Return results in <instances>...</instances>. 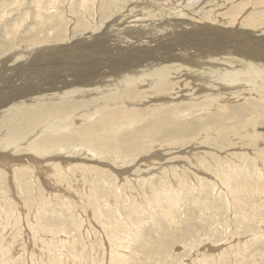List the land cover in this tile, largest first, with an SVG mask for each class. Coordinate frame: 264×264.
Instances as JSON below:
<instances>
[{"label": "rangeland", "instance_id": "rangeland-1", "mask_svg": "<svg viewBox=\"0 0 264 264\" xmlns=\"http://www.w3.org/2000/svg\"><path fill=\"white\" fill-rule=\"evenodd\" d=\"M104 1L105 3L103 5ZM118 1L0 0V58L3 57L6 51L15 53L8 62L9 64L7 63L5 67L0 62V81L2 80L0 82V103L2 102L0 104V122L11 112L17 110V108L19 110H28L32 104L40 103V101L50 106L51 104L60 105L66 100L69 101L72 99V96L76 100H82L86 95L85 99L93 98V89L87 86L65 87L66 89L64 88L56 92L55 90L47 91L48 88L52 87L50 85L53 80H57L63 74L67 76L66 74L68 73H86V71H89L88 67L93 64L91 62L92 59L103 61V65L109 63L107 66L109 70L113 66L124 65V67H129L131 64L129 70L131 71L134 69L140 70L144 64L158 62L155 60H158L160 56L169 55L167 52L172 54L180 49V52H178L181 56L182 51H196L194 50V45L191 46L187 42H182L183 34L187 35L190 33L188 32L189 25H181V23H176L175 21H167L176 19L179 21L178 16L189 18V21L192 20L183 11V7L186 11L189 8L190 12L197 16L200 12H203V14L211 13L214 15L211 18L213 21H209L208 17L203 20L205 22H211L214 25L218 24V26H222L223 24L225 27L232 26L236 29L248 28L241 23H238V25L233 23L231 18L232 9L230 7L236 2L234 0H195V2L194 0H175L177 2L179 1L178 5H183L182 10L174 9L163 0ZM244 1L241 4H237V2L234 4V7L239 8L242 4L247 3L246 7L248 9L244 8V13H242L244 17L247 14L245 12L256 14L259 10L264 9V5L262 4L261 6L259 5L260 7L257 6V8H254V0ZM195 4H200L195 9L197 12L191 10ZM204 8L208 9L205 10ZM109 9H111V12H109ZM152 11L154 12L152 13ZM133 12L135 13L134 16ZM82 13L85 14L83 15ZM112 14L113 16H111ZM195 17L192 18L199 20L198 22L200 23L201 20ZM151 18H154L152 19L153 21ZM247 18H250L249 15ZM69 20L70 22H68ZM119 20L123 21L120 22ZM195 20L194 23L196 24ZM218 20H220V23ZM241 20L244 21L243 18ZM75 21L76 24H74ZM138 21H141V23ZM259 22L260 24L258 26H251L252 28L249 27V29H252L254 32L263 29L262 26H264V23ZM108 23L109 26L107 28L109 29L104 33L103 31ZM83 24L85 25L83 26ZM147 25H151L150 27L153 28H149V30L151 29L150 32L146 31L148 29H144L147 28ZM131 27L135 28L132 29ZM91 28L93 32L88 33L92 30ZM124 29L128 30V32H125ZM155 29L156 31H154ZM173 30L174 32H172ZM170 31L171 33H169ZM65 32L68 34V37L72 36L70 37L71 39L67 38ZM151 32L152 34H150ZM260 32L264 33V31ZM110 33L113 35L111 36ZM140 33L141 35H139ZM73 35L76 36L74 37ZM76 37H82V40L78 41ZM41 39L43 40L41 41ZM224 39L228 43L229 40L226 36L218 34V37H211L212 41L214 40L219 43H223ZM119 40L124 42L121 43ZM67 41L69 42L67 43ZM72 41H75L74 43L76 44L73 43L69 47L64 46V48L59 47L61 50L56 47L67 45ZM104 41H107L109 44L107 42L104 43ZM31 42L33 43L31 44ZM54 42H56L55 45ZM79 43L82 44L80 45ZM181 43H184L183 48L185 50L181 49ZM35 45L41 46V48L33 51L24 50L25 46L33 47ZM169 45L172 47H169ZM82 47L85 48L82 49ZM90 47H95L93 51H99V54L97 52L88 53ZM71 49L72 51H69ZM75 49L81 52H76ZM253 49H250V51H253ZM226 50L229 49L226 48ZM254 50L252 52L253 54L261 51V48L257 49L255 47ZM109 52H113L114 54H110ZM252 53L251 55L253 56ZM139 54H142L141 58H143V61ZM247 56L244 57L237 54L235 56L237 61H235L238 63L242 61L239 64L234 63L235 61L230 64L225 60L218 61L219 66L223 67V74L226 72V67L224 66L232 67L235 65L234 67L238 69L242 68V70L245 68L243 71H247L249 63L247 61L246 63L245 60L238 59H247L248 57L247 60L254 59L250 55ZM47 58L50 59L48 62ZM125 64L128 65L125 66ZM206 66L208 67V65H204V68ZM121 68L123 66L119 67V69ZM152 68L150 69H155V67ZM41 70L44 71L42 72ZM9 71L11 72L8 74ZM35 72L39 73L36 74ZM193 74L194 76H198V78L190 86L196 88L195 85H197L199 88L203 87L206 90L202 93L199 92L197 95H200V93L209 94L211 93L209 90L213 87L220 92L218 95H215L219 97L218 99H225V102H222L220 108L224 105H233L238 101L250 100L255 98V96H259L257 95L260 92L259 89L256 88L254 90V85L251 83L242 81L235 84H228L223 82V79H220L218 75L211 76L213 73H202L201 71L200 73H191L189 76ZM122 80L120 79L118 82L121 81L120 83H123L124 81L122 82ZM27 82L32 84L30 86H38L39 83L46 82H49V84L47 87L44 86L47 89H44L43 94L36 95L30 102L22 100V103L11 105L13 103L10 102L11 98L21 90V85L28 84ZM203 82L205 83L203 84ZM244 84L249 87L239 88L237 86ZM12 85L13 87H11ZM216 85L221 88L225 86L227 90L221 92V88L219 89ZM184 86L185 88L180 94L166 96V101L158 102V105L167 106L168 104H172V101L174 103L182 102L183 99L181 98H183V95H188L187 91L191 89L189 85L184 84ZM236 86L238 89L235 88ZM113 87L108 86V88L103 89L107 90ZM228 87H233L234 89L229 90ZM73 88H76V90L77 88L81 89V91L75 93L76 95L71 93V97L64 96V93H66L64 91H68L67 93L69 94ZM79 94L81 95L79 96ZM59 95H63V98H59ZM227 95L231 96V98H228ZM150 96L157 97L154 93ZM3 97H5L6 101L4 99V101L2 100ZM59 99L62 101H59ZM37 100L39 101L37 102ZM146 100L147 97H137L133 100L128 98L120 99L116 102H119V104L122 103L120 104L121 106L114 107L112 105H115L116 102H112V105L107 108H137L138 106L145 108L153 105V102ZM145 101L148 103H145ZM98 104L92 103V106L89 105L84 109L75 110L73 113L72 111H64L57 114L52 113L49 116H45L46 118L40 117L39 124L35 126V129L28 131L26 137L20 139L21 141L18 140V142L10 146L7 144L8 147L5 144L3 146L4 148L0 146V154L10 156L8 161H11L7 167L0 165V175L2 177V179L0 177V264H264V162H261L264 159H260L261 155L259 154V157L255 156V150L248 146V144H245V146L243 144L234 145L227 140L224 143L215 142L212 145L208 144L210 146L208 149L204 145H201L199 139L196 138L195 140L197 141H186L185 144L174 146L171 143L174 139L178 138V135L171 137L168 135L166 137L162 133L157 135L158 141H161L162 138L163 141L166 138L168 140L165 142H157L159 144L150 152L139 155L133 160L130 157L118 158L111 154L98 155L90 148L85 147V144L81 146L82 142L77 141L79 143H76V139L74 140V138L69 139L70 141L67 140L68 142H63L62 146L64 148L58 146L53 152H46L47 149H36L33 146L40 135L53 134L56 136L54 134L55 129H60L59 133L62 135L64 132L68 134L70 130L74 131L77 128L84 127V124L98 118L100 114L95 115L92 112V108ZM103 111L104 108L100 110V113ZM65 113H67L66 116ZM57 115L59 119H57ZM54 117L56 118L54 119ZM72 121L76 126L74 123H71ZM44 123H50L48 125V127L51 125L49 131L45 130L43 132L44 129L48 128L42 127L45 125ZM73 127H75L74 130L71 129ZM1 131H4V129L0 130V134L2 133ZM59 133L57 134L60 135ZM193 136H197V132L183 136L182 139L192 140L191 138ZM226 139L227 137H224V139L220 138L219 141L221 142ZM64 143L67 147L64 146ZM65 148L68 149L66 150ZM9 149H12V152H9ZM16 149L18 155L15 154ZM210 149L216 155L211 164L208 161L204 163L199 161L198 159L203 158L205 152H207L206 154L212 152ZM11 153H13L12 156ZM152 154L153 156H151ZM32 155L35 162L38 163L36 169H34L32 162H21L15 159L21 156ZM12 157H14V161L10 160L13 159ZM161 158L164 160H160ZM52 159L55 161L53 160L52 162ZM29 164H32L31 166H33L32 168L34 170ZM90 164L93 166L91 167ZM89 168L94 172L89 171ZM37 170H42L43 173L37 175ZM5 171L8 176H5ZM43 176L48 179V182L43 181ZM9 177H12V179L10 180Z\"/></svg>", "mask_w": 264, "mask_h": 264}, {"label": "bare ground", "instance_id": "bare-ground-1", "mask_svg": "<svg viewBox=\"0 0 264 264\" xmlns=\"http://www.w3.org/2000/svg\"><path fill=\"white\" fill-rule=\"evenodd\" d=\"M99 1V0H98ZM111 1V0H110ZM116 1V0H115ZM118 1V0H117ZM165 1L168 5L172 6L174 9H179L182 10V6L178 5L179 1H175V0H163ZM189 1V0H188ZM187 1V2H188ZM228 1V0H227ZM237 2V4H241L242 2H245L244 0H234V2ZM248 1V0H247ZM254 8H257V6H261L264 5V0H254ZM101 2V1H100ZM113 2V0H112ZM119 2V1H118ZM152 2V1H151ZM195 2V0H194ZM193 2V3H194ZM198 2V1H197ZM220 2V1H219ZM222 2V1H221ZM233 2V3H234ZM235 2V3H236ZM105 1L103 2L104 5ZM115 3V2H114ZM210 3V2H208ZM215 3V2H214ZM231 3V2H230ZM234 3V4H235ZM109 4V2H108ZM111 4V3H110ZM130 4V3H128ZM151 4V3H150ZM149 4V6H150ZM216 4V3H215ZM234 4L231 5L232 7H230L232 9V20L233 23H236L238 25V23H241L245 26H247L248 28H244L243 29H239V28H233L231 25V27H225L223 26H218L211 24V22H205L203 19L204 18H209V21H211L212 17L214 15H212L211 13H204L200 12V14L194 15L192 12H190V9L188 8L187 11L184 9L183 7V11H185V13L190 16V20L189 18L187 19L186 17H181L178 16V19L176 20H166L167 21H172V22H176V23H181V25H189V31L190 33H188L187 35L183 34V41L182 42H187L189 45H194L196 51H182L181 52V56L179 55L180 49L177 52H173L172 49V54H170V52H167V54L169 53V55L166 56H160V58L155 61L158 62H151V63H147V64H141L143 65V68H140V70H130L131 68V64L129 65V67H124V65H119V66H113L112 68L107 67L108 64L103 65V61L101 60H91V62L93 63L92 66L88 67L89 71H86V73H78V72H73V73H68L66 74L67 76H64V74L62 75V77L58 78L57 80H53L54 84L51 83L50 88H45L47 87V85L49 84V82L46 83H39L38 86H30L32 85L30 82H27L28 84H23L21 85L20 89L17 93H15V95L11 98L10 102H13L11 105H15L17 103H22V100L25 101H29L34 99V97H36V95L38 94H43L44 89L48 90H63L65 87H78V86H87L93 89V98H89L90 99H85L84 96H82L84 99L82 100H76L73 98L69 100L68 97H71L70 94L71 93H78L81 91V89L76 90V88L71 89L69 94L67 93L68 91H64L66 93H64V96H68L67 99L69 101H67L65 98V102L58 105V104H51L53 106H48L45 105L44 103H37V104H30L31 108L30 109H26V110H19L17 108V110H14V112H11L6 118H2L3 120L0 122V130L4 129V131H1L2 133L0 134V146L1 148H4L3 146L6 144H8L9 146L14 144L15 142L21 141L20 139H22L23 137L25 138L26 135L28 134V131L35 129V126L39 124L40 122V117H45V116H49L52 113H59V112H64V111H75L78 109H84L85 107H88L89 105L92 106V103H99L98 105L94 106L92 108V112L97 115L100 114V116L96 119L91 120L90 122L84 124V127H80L74 130L75 127L71 128L74 131H71L72 133H68L65 134L63 133L60 134V129H55L54 130V134H50V135H40L39 139L34 142V147L36 149L38 148H43V149H47V151H52L55 150L56 147L58 146H62V143L74 138V140L76 139V143L82 142V145H86L85 147L90 148L93 152H95L96 154L100 155H107V154H111L114 155L115 157L121 158V157H130L131 160H133L134 158H136L139 155L145 154L150 152L153 148H155V146L159 143L157 142H165L166 140H168L167 138L163 141L161 139V141H158L159 139L157 138L158 134H162L164 133L166 135V137L169 135L171 136H175L178 135V138L174 139L172 141V145L177 146L180 144H185L186 141L192 142V141H197L195 140L196 138L199 139V143H201V145H204L206 148L209 149V145L214 144L215 142H219V143H224L227 142V140H229V142H231L234 145L237 144H243L245 146V144H248V146L252 147L255 152L254 155L255 156H260V159L262 158V160L264 159V33L260 32V31H264V26H262L263 29H260V31L254 32L251 26H258L260 24L259 21H261L262 23H264V9L263 10H259L258 8V12L256 14L253 13H247L246 16L244 17V8H247L246 5L247 3L242 4L239 8L234 7ZM114 5V4H113ZM152 5V4H151ZM200 4H195L193 5V9L191 10H195L197 9V7H199ZM218 5V4H217ZM229 5V6H230ZM97 6V5H96ZM108 6V5H107ZM110 6V5H109ZM146 6V5H145ZM154 6V4H153ZM250 6V5H249ZM259 6V7H260ZM111 7V6H110ZM141 7V6H139ZM144 7V6H143ZM147 7V6H146ZM157 7V6H156ZM251 7V6H250ZM253 7V6H252ZM263 7V6H262ZM261 7V8H262ZM117 8V7H116ZM126 8V7H125ZM135 8V7H134ZM167 8H169L167 6ZM99 9V8H98ZM123 9V8H122ZM143 9V8H142ZM145 9V7H144ZM158 9V8H157ZM205 9V8H204ZM208 8H206L205 10H207ZM248 9V8H247ZM253 9V8H252ZM106 10V9H105ZM111 9H109V12ZM129 10V9H128ZM131 10V8H130ZM138 10V9H137ZM141 10V9H139ZM189 10V11H188ZM202 10V9H201ZM200 10V11H201ZM214 10V9H213ZM225 10V8H224ZM230 10V9H229ZM113 11V10H112ZM123 11V10H122ZM147 11V10H146ZM211 11V10H210ZM216 11V10H214ZM226 11V10H225ZM224 11V12H225ZM108 12V11H107ZM118 12V10H117ZM121 12V11H120ZM127 12V11H126ZM125 12V13H126ZM130 12V11H129ZM139 12V11H138ZM149 12V11H148ZM154 11H152L153 13ZM164 12V11H163ZM195 12H197L195 10ZM227 12V11H226ZM146 13V12H145ZM144 13V15H145ZM151 13V14H152ZM157 13V11H156ZM161 13V12H160ZM170 13V12H169ZM217 13V12H216ZM219 13V12H218ZM223 13V12H222ZM231 13V11H230ZM259 13V14H258ZM83 14V13H82ZM85 14V13H84ZM83 14V15H84ZM114 14V13H113ZM113 14L111 16H113ZM128 15V13H126ZM125 14V15H126ZM132 14V13H130ZM134 12H133V16H134ZM141 14H143L141 12ZM150 14V13H149ZM155 14V13H154ZM158 14V13H157ZM215 14V13H213ZM220 14V13H219ZM219 14H215V15H219ZM105 15V14H104ZM108 15V14H107ZM116 15V14H115ZM126 15V16H127ZM148 15V14H146ZM156 15V14H155ZM168 15V14H167ZM176 15V14H175ZM181 15V14H180ZM221 15V14H220ZM228 15V14H226ZM229 15V16H231ZM242 15V16H241ZM249 15L250 18H247ZM103 16V15H101ZM125 16V17H126ZM131 16V17H133ZM153 16V15H152ZM159 16V15H158ZM161 16V15H160ZM186 16V15H185ZM196 16V17H195ZM117 17V16H116ZM130 17V16H129ZM149 17V16H148ZM154 17V16H153ZM162 17V16H161ZM195 17L197 19H200V23L198 22L199 20H195ZM216 17V16H215ZM239 17V18H238ZM88 18V17H87ZM92 18V17H91ZM103 18V17H102ZM106 18V17H105ZM138 18V17H137ZM155 18V17H154ZM154 18H151L154 19ZM157 18V16H156ZM220 18V17H217ZM222 18V17H221ZM224 18V17H223ZM230 18V17H229ZM241 18L244 19V21L241 20ZM70 19V18H69ZM95 19V18H94ZM98 19V18H97ZM107 19V18H106ZM111 19V18H110ZM146 19V17H145ZM161 19V18H159ZM170 19V18H169ZM71 20V19H70ZM70 20L68 22H70ZM100 20V19H98ZM130 20V19H128ZM150 20V19H149ZM194 20L196 21V24L194 23ZM208 20V19H207ZM85 21V20H84ZM97 21V20H96ZM116 21V20H115ZM120 21V20H119ZM123 20H121L120 22H122ZM125 21V20H124ZM127 21V20H126ZM145 21V20H143ZM153 21V20H152ZM151 21V22H152ZM163 21V20H162ZM213 21V20H212ZM220 23V20H218ZM225 21V19H224ZM56 22V21H55ZM74 22V21H73ZM102 22V21H101ZM111 22V21H110ZM132 22V21H131ZM134 22V20H133ZM139 22V21H138ZM171 22V24H172ZM217 22V19H216ZM227 22V20L225 21ZM57 23V22H56ZM80 23V21H79ZM90 23V22H89ZM128 23H130V21H128ZM141 23V21L139 22ZM223 23V22H222ZM76 24V21L75 23ZM133 24V23H132ZM167 24V23H166ZM170 24V23H169ZM47 25V24H46ZM60 25V24H59ZM70 25V24H69ZM85 24H83L84 26ZM92 25V24H90ZM100 25V24H99ZM135 25V22H134ZM133 25V26H134ZM138 25V24H136ZM143 25V24H142ZM141 25V27H142ZM225 25V23H224ZM227 25V24H226ZM54 26V25H52ZM56 26V25H55ZM73 26V24H72ZM105 26V25H104ZM109 26V23L106 25V28L104 29V33L106 32L107 28ZM151 26V25H150ZM150 26H146L147 28L144 29H148L146 31H149V28H152ZM158 26V25H157ZM160 26V25H159ZM169 26V25H168ZM60 27V26H59ZM58 27V28H59ZM80 27V26H79ZM92 27V26H91ZM164 27V26H163ZM171 27V26H170ZM176 27V26H175ZM40 28V27H39ZM57 28V29H58ZM69 28V27H68ZM67 28V29H68ZM93 28V27H92ZM91 28V29H92ZM132 28V27H131ZM135 28V27H133ZM132 28V29H133ZM140 28V27H137ZM185 28V27H184ZM53 29V28H52ZM65 29V30H67ZM90 29V28H89ZM94 29V28H93ZM92 30H88V33H92ZM142 29V28H141ZM143 29V30H144ZM153 29V28H152ZM158 29V27H157ZM188 29V28H186ZM22 30V29H21ZM64 30V31H65ZM125 30V29H124ZM170 30V29H169ZM176 30V29H175ZM183 30V29H182ZM48 31V30H47ZM52 31V30H51ZM128 32V30H125V32ZM156 31V29L154 30ZM164 32V30H162ZM33 32V31H32ZM67 32V31H66ZM65 32V33H66ZM82 32V31H81ZM108 32V31H107ZM140 32V31H139ZM143 32V31H141ZM153 32V31H152ZM152 32L150 34H152ZM160 32V31H159ZM166 32V31H165ZM168 32V29H167ZM166 32V33H167ZM174 32V30L172 31ZM177 32V31H175ZM186 32V31H185ZM20 33V32H19ZM49 33V32H48ZM52 33V32H51ZM55 33V32H54ZM57 33V32H56ZM61 33V32H60ZM74 33V32H73ZM99 33V32H98ZM101 33V32H100ZM103 33V34H104ZM118 33V32H117ZM144 33V32H143ZM142 33V34H143ZM148 33V32H146ZM162 33V32H161ZM171 33V31L169 32ZM180 33V32H179ZM72 34V33H71ZM76 34V33H75ZM82 34V33H81ZM116 34V33H115ZM119 34V33H118ZM123 34V33H122ZM155 34V33H153ZM218 34H220L221 36H226L227 39L229 40L228 43L227 41L224 42L222 40L223 43H219L216 41H212L211 37L212 36H216L218 37ZM67 38L71 39L68 34L66 33ZM84 35V33H83ZM89 35V34H87ZM100 35V34H99ZM109 35V34H108ZM110 35L112 36L113 34L110 33ZM121 35V32H120ZM141 35V33L139 34ZM146 35V34H145ZM149 35V34H148ZM159 35V34H156ZM161 35V34H160ZM164 35V34H163ZM174 35V34H173ZM182 35V34H181ZM74 36V35H73ZM76 36V35H75ZM74 36V37H75ZM101 36V35H100ZM99 36V37H100ZM103 36V35H102ZM123 36V35H122ZM162 36V35H161ZM178 36V35H177ZM105 37V36H104ZM127 37V35H126ZM129 37V36H128ZM131 37V36H130ZM142 37V36H140ZM155 37V35H154ZM51 38V37H50ZM66 38V36H65ZM78 38V39H77ZM87 38V37H86ZM89 38V37H88ZM125 38V37H124ZM135 38V37H134ZM148 38V37H147ZM164 38V37H163ZM178 38V37H177ZM225 38V37H224ZM61 39V38H60ZM73 39V38H72ZM76 39L78 41L82 40V37H76ZM117 39V38H116ZM165 39V38H164ZM179 39V38H178ZM43 39H41L42 41ZM48 40V38H47ZM50 40V39H49ZM57 40H59L57 38ZM63 40V39H62ZM65 40V39H64ZM87 40V39H86ZM111 40V39H110ZM125 40V39H124ZM129 40V39H128ZM139 40V39H137ZM158 40V39H157ZM161 40V39H160ZM182 40V39H181ZM40 41V40H39ZM46 41V39H45ZM44 41V42H45ZM51 41V40H50ZM70 41V40H69ZM67 41V43L69 42ZM77 41V42H78ZM84 41V40H83ZM103 41V40H102ZM116 41V40H115ZM118 41V40H117ZM120 41V40H119ZM142 41V40H141ZM144 41V40H143ZM153 41V40H152ZM173 41V40H172ZM177 41V40H176ZM64 42V41H63ZM75 41H72L71 43L67 44V45H61L62 46H56L57 48L59 47H63L64 46H70V44H73ZM85 42V41H84ZM107 41H104V43ZM121 42V41H120ZM119 42V43H120ZM124 42V41H122ZM121 42V43H122ZM137 42V41H136ZM151 42V41H150ZM167 42V41H166ZM175 42V41H174ZM1 43V42H0ZM33 42H31L32 44ZM43 43V42H42ZM49 43V42H48ZM51 43V42H50ZM56 42H54L55 45ZM60 43V42H59ZM92 43V42H91ZM108 43V42H107ZM162 43V42H161ZM173 43V42H172ZM180 43V42H179ZM249 43V44H248ZM254 43V46H253ZM36 44V43H34ZM52 44V43H51ZM76 44V43H74ZM80 45L82 43H79ZM97 44V43H95ZM101 44V43H100ZM109 44V43H108ZM154 44V42H153ZM160 44V43H159ZM163 44V43H162ZM177 44V43H175ZM173 44V45H175ZM181 49L185 50L184 47V43H181ZM252 44V45H251ZM38 45V44H37ZM25 46L24 50L28 51V50H39L41 48V46ZM57 45H59L57 43ZM85 45V44H84ZM88 45V44H86ZM98 45V44H97ZM187 45V44H186ZM20 46V45H19ZM18 46V48H19ZM22 46V45H21ZM99 46V45H98ZM146 46V45H145ZM162 46V45H161ZM164 46V45H163ZM108 47V46H106ZM127 47V46H126ZM142 47V46H141ZM169 47H172L171 45H169ZM176 47V46H175ZM187 47V46H186ZM185 47V48H186ZM255 47H257V49L261 48V51H257L256 53H252L255 50ZM259 47V48H258ZM52 48V47H49ZM77 48V47H76ZM85 47H82V49ZM86 48H88L86 46ZM98 48V47H97ZM123 48V47H122ZM167 48V47H166ZM175 48V49H177ZM229 49V50H226ZM254 48V49H253ZM48 49V48H47ZM61 50V48H59ZM104 49V48H103ZM119 49V48H118ZM117 49V50H118ZM149 49V48H147ZM152 49V48H151ZM158 49V48H156ZM163 49V48H162ZM193 49V48H192ZM250 49H253V51H250ZM16 50V49H15ZM63 50V49H62ZM67 50V49H64ZM74 50V47H73ZM90 51H88V53H93V52H97L99 54V51H93L95 50V47H90L89 48ZM128 50V49H127ZM150 50V49H149ZM153 50V49H152ZM167 50V49H166ZM169 50V49H168ZM14 51V49H13ZM69 51H72L69 50ZM76 51V49H75ZM80 51V50H78ZM76 51V52H78ZM107 51V50H106ZM113 51V48H112ZM116 51V50H115ZM121 51V50H120ZM133 51V50H132ZM154 51V50H153ZM156 51V50H155ZM171 51V50H170ZM176 51V50H175ZM4 52V51H3ZM7 52V53H6ZM3 55L2 58H0V62L4 65V67L6 66V64L12 59V57L15 55V53H10L9 51H6ZM39 52V51H38ZM57 52V51H55ZM81 52V51H80ZM114 52V51H113ZM112 52V53H113ZM117 52V51H116ZM115 52V54H116ZM163 52V51H162ZM62 53V52H61ZM72 53V52H70ZM87 53V54H88ZM110 53V52H109ZM110 53V54H112ZM148 53V52H147ZM161 53V52H160ZM251 53L253 54V56L251 55ZM77 54V53H76ZM81 54V53H80ZM105 54V53H104ZM114 54V53H113ZM237 54L246 57L247 55L252 56L254 59L252 60H247V59H243V58H238L239 60H245V62L247 61L248 64V69L247 71H243L242 68L238 69L236 67H234L235 65H233L232 67L229 66H224L225 68V73L223 74V67L219 66V62L221 60H225L227 62L232 63L235 60L237 61V58L235 57ZM45 55V54H44ZM100 55H102L100 53ZM140 55V54H139ZM158 55V54H157ZM183 55V56H182ZM188 55V56H186ZM22 56V54H21ZM62 56V55H61ZM69 56V55H68ZM142 54L140 55L141 58ZM151 56V55H150ZM159 56V55H158ZM221 56V57H218ZM47 57V56H46ZM71 57V56H70ZM76 57V56H73ZM80 57V56H79ZM132 57V56H131ZM134 57V56H133ZM66 58V57H64ZM72 58V57H71ZM123 58V57H122ZM158 58V57H157ZM166 58V60H165ZM24 59V58H23ZM73 59V58H72ZM81 59V58H80ZM105 59V58H104ZM103 59V60H104ZM108 59V58H107ZM117 59V58H116ZM119 59V57H118ZM143 61V58H141ZM140 59V60H141ZM216 59V60H214ZM34 60V59H33ZM50 59L47 58V62ZM56 60V59H55ZM62 60V59H61ZM71 60V59H69ZM75 60V59H73ZM83 60V59H82ZM131 60V59H130ZM138 60V59H137ZM139 60V61H140ZM255 60V61H254ZM261 60V62H260ZM76 61V60H75ZM107 61V60H106ZM110 61V59H109ZM147 61V60H146ZM234 62V63H238V62ZM251 61V62H249ZM34 63V61H32ZM51 62V61H50ZM80 62V61H79ZM85 62V61H84ZM87 62V61H86ZM114 62V61H113ZM119 62V61H118ZM131 62V61H130ZM128 62V63H130ZM150 62V61H149ZM242 63V61H240ZM239 62V63H240ZM246 62V63H247ZM0 63V64H1ZM11 63V62H10ZM15 63V62H14ZM45 63V62H44ZM69 63V62H68ZM72 63V62H71ZM105 63V62H104ZM116 63V62H115ZM233 63V64H234ZM238 63V64H239ZM9 64V63H8ZM29 64V63H28ZM66 64V63H64ZM91 64V63H89ZM134 64V63H133ZM132 64V65H133ZM164 64V65H163ZM53 65V64H52ZM70 65V64H69ZM77 65V64H75ZM113 65V64H112ZM128 64H125V66H127ZM204 65H208V67L206 66L204 68ZM247 65V64H246ZM24 66V65H23ZM36 66V65H33ZM32 66V67H33ZM56 66V65H55ZM67 66V65H66ZM121 69H119V67H122ZM8 67V66H7ZM136 67V66H135ZM142 67V66H140ZM155 67L154 70H152ZM57 69V67H55ZM152 68V69H150ZM195 68V69H194ZM219 70H218V69ZM2 69V68H1ZM8 70V69H7ZM15 70V69H13ZM52 70V69H51ZM4 71V69H3ZM42 71V70H41ZM40 71V72H41ZM44 71V70H43ZM42 71V72H43ZM76 71V70H75ZM202 73H207L209 72L210 74L213 73L211 76L213 75H218L220 77V79H223V82L228 83V84H235V83H239L242 81H245L247 83H251L254 88V90L259 89V96H255V98H252L250 100L246 99V100H242V101H238L236 104L233 105H222V102H225V99H218L219 97H216L215 95L218 93H220L216 88V91L213 88H211L209 91H211V93H207V94H201L203 91H206L202 88H199V86L195 85L196 88L194 86H190L193 85L192 82H194L195 80H197L198 76H194V74L192 76H189V74L191 73H196V72H201ZM250 71V72H248ZM11 71L8 72V74ZM16 72V71H15ZM14 72V73H15ZM222 72V73H221ZM7 73V72H5ZM23 73V72H22ZM31 73V72H30ZM29 73V75H30ZM34 73V72H33ZM32 73V74H33ZM36 73V72H35ZM39 73V72H38ZM36 73V74H38ZM45 73V72H44ZM17 74V72H16ZM26 75V74H25ZM35 75V74H34ZM47 75V74H45ZM200 75V74H199ZM11 76V75H10ZM44 76V75H43ZM55 76V75H54ZM31 77V76H30ZM7 78V76H6ZM46 78V77H45ZM53 78V77H50ZM215 78V77H214ZM18 79V78H17ZM22 79V78H21ZM32 79V77H31ZM39 79V78H38ZM120 79H123L122 82L120 83L118 82ZM201 79V78H200ZM215 79H218L217 77ZM214 79V80H215ZM11 80V79H10ZM9 80V81H10ZM51 80V81H52ZM2 81V80H1ZM0 81V82H1ZM220 82V80H218ZM217 81V83H218ZM233 81V82H231ZM41 82V81H39ZM244 82V83H245ZM13 83V82H12ZM25 83V81H24ZM30 83V84H29ZM182 83V84H180ZM205 82H203L204 84ZM216 83V82H215ZM214 83V84H215ZM11 84V83H10ZM19 84V83H18ZM185 85H189L191 89H189L187 92L188 95H183V101L182 102H175L172 101V104H168L167 106H161L158 105V102L160 103L161 101H166V96H170V95H176V94H180L181 91L184 90ZM14 85V84H13ZM13 85L11 87H13ZM29 85V86H27ZM37 85V83H36ZM220 86V84H218ZM218 85H216V87H219ZM7 86V85H6ZM20 86V85H19ZM45 86V87H44ZM108 86H114L116 87L114 89V87L112 89H103V88H108ZM126 86V87H125ZM233 86V85H232ZM239 86V88L242 87H249L248 85H237ZM235 87L236 89H238V87ZM5 87V86H4ZM120 87V88H119ZM125 87V88H123ZM209 87V86H208ZM2 88V87H1ZM8 88V87H7ZM110 88V87H109ZM221 87H219L220 89ZM229 88V87H228ZM15 89V88H14ZM66 89V88H65ZM234 89L229 88V90ZM4 90V89H3ZM17 90V89H16ZM227 90V88L224 86L221 88V92ZM244 90V89H242ZM13 91V90H11ZM46 91V92H47ZM84 91V90H83ZM54 92V93H55ZM86 93H88V91L85 90ZM199 92L200 95H197ZM50 93V92H48ZM59 93V92H58ZM152 93H154L155 95H157V97H151L150 95H152ZM186 93V92H185ZM229 93V92H227ZM237 93V92H236ZM47 94V93H46ZM45 94V95H46ZM83 94V93H82ZM89 94V93H88ZM92 94V93H90ZM226 94V93H225ZM231 94V93H230ZM241 94V93H240ZM250 94V93H249ZM3 95V94H2ZM8 95V94H7ZM48 95V94H47ZM52 95V94H51ZM61 95V94H60ZM59 95V96H60ZM73 95V94H72ZM76 95V94H75ZM81 94H79L80 96ZM85 95V94H84ZM220 95V94H219ZM242 95V94H241ZM252 95H254L252 93ZM5 96V95H4ZM63 96V95H62ZM62 96H60L59 98H61ZM228 98H231V96L227 95ZM251 96V95H250ZM2 97V96H1ZM9 97V96H8ZM55 97V96H54ZM52 97V98H54ZM57 97V96H56ZM137 97L140 98H144L147 97L148 102H153L152 106L149 107H132V108H107L109 106H111L112 102H116L120 99H136ZM151 97V98H149ZM177 97V96H176ZM182 97V96H181ZM248 97V96H247ZM7 98V97H6ZM38 98V97H37ZM44 98V97H43ZM63 98V97H62ZM79 98V97H78ZM88 98V97H87ZM169 98V97H168ZM236 98V97H235ZM239 98V97H238ZM5 100V97L2 98V100ZM57 99V98H56ZM173 99V98H172ZM180 99V100H181ZM237 99V98H236ZM241 99V98H240ZM245 99V98H244ZM3 100V101H4ZM9 100V98H8ZM61 99H59L60 101ZM153 100V101H152ZM232 100V99H231ZM235 100V99H233ZM6 101V100H5ZM35 101V100H34ZM39 100H37L38 102ZM62 101V100H61ZM64 101V100H63ZM145 103H148L146 102ZM171 101V100H170ZM32 102V101H31ZM2 103V102H1ZM0 103V104H1ZM34 103V102H33ZM106 103V104H104ZM155 103V104H154ZM157 103V104H156ZM228 103V102H227ZM109 104V105H108ZM122 104V103H120ZM119 104V102H116L115 105L112 106H121ZM131 104V103H130ZM165 104V103H164ZM224 104V103H223ZM226 104V103H225ZM10 105V106H11ZM34 105V106H33ZM106 105V106H105ZM146 105V104H145ZM166 105V104H165ZM6 106V105H3ZM18 106V105H17ZM29 106V107H30ZM136 106V105H135ZM143 106V105H142ZM20 108V107H19ZM24 108V107H23ZM27 108V107H26ZM104 108V111L102 113H100V110ZM83 111V110H82ZM81 112V111H80ZM79 112V113H80ZM70 113V112H69ZM67 113H65L66 116ZM1 115V114H0ZM3 115V114H2ZM60 116V115H59ZM64 116V117H65ZM80 116V115H79ZM69 117V116H68ZM46 118V117H45ZM56 117H54L55 119ZM70 118V117H69ZM88 118V117H87ZM94 118V117H93ZM44 119V118H42ZM41 119V121H42ZM57 119L58 115H57ZM76 119V118H75ZM82 119V118H81ZM48 120V118H47ZM65 120V119H64ZM70 120V119H69ZM67 120V121H69ZM80 120V119H79ZM49 121V120H48ZM51 121V120H50ZM61 121V120H60ZM66 121V122H67ZM44 122V121H43ZM42 122V124H43ZM53 122V121H52ZM65 122V121H64ZM46 123V122H45ZM44 123V124H45ZM51 123V122H50ZM50 123L45 124L44 127H48V125ZM57 124H59L58 122H56ZM63 123V122H61ZM71 123H74L73 121ZM41 124V125H42ZM66 124V123H65ZM69 124V123H68ZM75 124V123H74ZM63 125V124H62ZM61 125V126H62ZM80 125V124H78ZM82 125V124H81ZM60 126V125H59ZM65 126V125H64ZM72 126V125H71ZM76 126V124H75ZM38 127V126H37ZM61 128V127H60ZM63 128V127H62ZM51 129V125L50 127L44 129L43 132H45V130ZM39 130V129H38ZM41 130V128H40ZM39 130V131H40ZM69 130V129H67ZM197 132V136H193L191 139L192 140H186L185 138L182 139L183 136H187L189 134H195ZM37 133V132H36ZM57 133H59L60 135H58ZM33 137V136H32ZM227 137L226 140H222L221 142L219 141L220 138ZM34 138V137H33ZM31 140V137H30ZM35 140V139H34ZM74 140H72L74 142ZM70 141V140H69ZM79 141V142H77ZM27 142V141H26ZM68 142V141H67ZM66 142V143H67ZM72 142V143H73ZM30 143V142H29ZM75 143V144H76ZM69 144V143H68ZM209 144V145H208ZM7 145V147H8ZM22 145V144H21ZM26 145V144H25ZM31 145V144H30ZM162 145L164 146V144L162 143ZM65 146V143H64ZM70 146V144H69ZM74 146V145H73ZM203 146V147H204ZM6 147V148H7ZM24 147V144H23ZM23 147H21L23 149ZM27 147V146H26ZM63 147V146H62ZM61 147V148H62ZM67 147V146H65ZM12 148V147H11ZM15 148V147H14ZM17 148V147H16ZM20 148V147H19ZM60 148V147H59ZM64 148V147H63ZM241 148V147H240ZM21 149V150H22ZM66 149V148H65ZM68 149V148H67ZM66 149V150H67ZM242 149V148H241ZM2 150V149H1ZM10 150V149H9ZM12 150V149H11ZM9 152H12V151ZM212 149H210L211 151ZM248 150V149H247ZM206 151V150H205ZM215 151V150H214ZM236 151V150H235ZM252 151V150H251ZM16 152V153H15ZM14 153L17 154V149ZM24 152V151H23ZM32 152V151H31ZM42 152V151H41ZM19 153V152H18ZM207 152L204 153L203 158L198 159L201 162H206L208 161L210 164L213 161L214 157L216 156L215 153L212 152L206 154ZM241 153V152H240ZM13 153H11L12 156ZM49 154V153H48ZM259 154V155H258ZM18 155V154H17ZM16 155V156H17ZM28 155V154H27ZM31 155V154H30ZM43 155V154H42ZM156 155V154H155ZM234 155V154H233ZM243 155V154H240ZM15 156V155H14ZM51 156V155H50ZM54 156V155H53ZM57 156V155H56ZM153 156V154L151 155ZM202 156V155H201ZM247 156V155H246ZM10 156H7L5 154H0V165L3 167H7L9 165V163L11 161H8V158ZM60 157V156H59ZM58 157V158H59ZM104 157V156H103ZM236 157V156H235ZM245 157V155H244ZM254 157V156H253ZM14 161V157H12ZM246 158V157H245ZM248 158V157H247ZM16 160H20L21 162H32V164L34 165V169H36L38 167V163L35 162V159L32 156H21V157H17L15 158ZM34 161H33V160ZM63 159V158H60ZM73 159V158H72ZM219 159V158H217ZM244 159V158H242ZM39 160V159H38ZM54 159H52L53 162ZM66 160V158H65ZM63 160V161H65ZM69 160V159H67ZM160 160H164L163 158H161ZM247 160V159H246ZM41 161V160H40ZM55 161V160H54ZM61 161V160H59ZM71 161V160H70ZM197 161V160H196ZM17 162V161H16ZM20 162V163H21ZM264 162V161H261ZM62 163V162H61ZM65 163V162H64ZM68 163V162H67ZM98 163V162H97ZM96 163V164H97ZM251 163V162H249ZM14 164V163H13ZM19 164V163H18ZM17 164V165H18ZM31 164V165H32ZM102 165V163H100ZM30 165V164H29ZM30 165V166H31ZM91 165V164H90ZM13 166V165H12ZM25 166V165H24ZM28 166V165H26ZM85 166V165H84ZM93 165H91L92 167ZM97 166V165H95ZM11 167V166H10ZM14 167V166H13ZM33 166H31L32 168ZM68 167V166H67ZM15 168V167H14ZM40 168V166H39ZM86 168V166H85ZM95 168V167H94ZM5 169V168H4ZM2 169V170H4ZM17 169V168H16ZM21 169H25V168H21ZM28 169V168H27ZM33 169V168H32ZM33 169V170H34ZM70 169V168H69ZM93 169V168H92ZM99 169V168H98ZM102 169V168H101ZM9 170V169H8ZM15 170V169H14ZM86 170V169H85ZM89 171H93L91 170V168L88 169ZM95 170V169H94ZM17 171V170H16ZM23 171V170H22ZM31 171V170H30ZM101 171V170H100ZM118 171V170H117ZM1 172V171H0ZM3 172V171H2ZM24 172V171H23ZM26 172V171H25ZM35 172V171H34ZM94 172V171H93ZM98 172V171H97ZM97 172H95L97 174ZM116 172V171H115ZM6 174V171L4 172ZM14 173V172H13ZM37 175L42 174V170H37L36 171ZM101 173V172H100ZM99 173V174H100ZM105 173V172H103ZM102 173V174H103ZM109 173V172H108ZM28 174V172H27ZM121 174V173H119ZM4 175V174H3ZM10 175V174H9ZM14 175V174H13ZM5 176H8L7 174ZM28 176V175H27ZM46 176V175H45ZM106 176V175H105ZM1 177V175H0ZM4 177V176H3ZM5 178V177H4ZM10 178V177H9ZM2 179V177H1ZM12 179V177L10 178V180ZM20 179V176H19ZM18 179V180H19ZM43 181H47L48 179L45 178L44 176L42 177ZM41 179V180H42ZM5 180V179H3ZM19 186V185H18ZM69 189V188H68Z\"/></svg>", "mask_w": 264, "mask_h": 264}]
</instances>
